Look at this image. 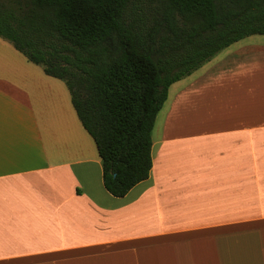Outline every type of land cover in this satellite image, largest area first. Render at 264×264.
<instances>
[{
  "label": "crops",
  "instance_id": "0c3cea01",
  "mask_svg": "<svg viewBox=\"0 0 264 264\" xmlns=\"http://www.w3.org/2000/svg\"><path fill=\"white\" fill-rule=\"evenodd\" d=\"M152 138L113 195L66 82L0 36V264H264V34L173 82Z\"/></svg>",
  "mask_w": 264,
  "mask_h": 264
},
{
  "label": "trees",
  "instance_id": "16d2710c",
  "mask_svg": "<svg viewBox=\"0 0 264 264\" xmlns=\"http://www.w3.org/2000/svg\"><path fill=\"white\" fill-rule=\"evenodd\" d=\"M251 34L264 0H0V36L66 82L116 196L150 175L170 85Z\"/></svg>",
  "mask_w": 264,
  "mask_h": 264
},
{
  "label": "rangeland",
  "instance_id": "374dc122",
  "mask_svg": "<svg viewBox=\"0 0 264 264\" xmlns=\"http://www.w3.org/2000/svg\"><path fill=\"white\" fill-rule=\"evenodd\" d=\"M176 87L175 86H173L171 89H170V93H169V96L170 97H172V95H173V93H174V89H175ZM160 120H161V118H160ZM158 125H159V122H158Z\"/></svg>",
  "mask_w": 264,
  "mask_h": 264
}]
</instances>
